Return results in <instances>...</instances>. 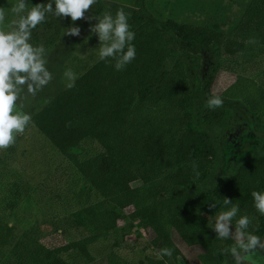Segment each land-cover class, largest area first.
I'll return each mask as SVG.
<instances>
[{"label":"trees","instance_id":"1","mask_svg":"<svg viewBox=\"0 0 264 264\" xmlns=\"http://www.w3.org/2000/svg\"><path fill=\"white\" fill-rule=\"evenodd\" d=\"M118 9L114 5L110 12ZM105 12L99 1L96 16ZM128 22L135 32L136 58L124 70L116 71L114 62L97 60L71 82L74 87L61 89L32 115L35 129L70 162L99 201L64 219L68 228H81L88 232L86 236L49 251L34 243L22 264H71L62 256L69 251L93 264L89 247L117 234L118 223L126 219L140 224L151 254L161 264H191L180 249L182 244L200 250L198 264H221V240L208 227L205 199L216 204L217 212L224 207V197L239 205L238 215L256 212L251 193L264 188V158L242 162L232 176L206 194L199 185L205 182L216 154L205 128L220 125L230 111L247 121L253 115L264 122V87L236 74L221 93L223 106L207 108L210 93L198 103L203 82L196 74L192 86L183 58L195 45L215 47L227 57H237L247 48L264 55V0H249L232 34L160 21L146 9L144 0H135ZM253 38L256 43H248ZM241 102L248 112L240 110ZM87 141L101 152L87 159L71 155ZM194 162L199 176L193 171ZM165 247L173 250L172 257L157 255ZM115 257L109 254L106 263L124 264Z\"/></svg>","mask_w":264,"mask_h":264},{"label":"rangeland","instance_id":"2","mask_svg":"<svg viewBox=\"0 0 264 264\" xmlns=\"http://www.w3.org/2000/svg\"><path fill=\"white\" fill-rule=\"evenodd\" d=\"M110 12L114 5L123 8L129 17L135 10V0H99ZM146 9L160 21H173L179 25L209 27L225 34H232L241 21L249 0H144ZM47 0H27L31 7ZM16 0H0V6L10 9ZM96 5L86 16H96ZM111 13V12H110ZM113 16L115 14L111 13ZM13 19L12 14L6 22ZM98 21L92 20L94 25ZM72 26L71 19L58 20L49 17L48 21L33 30L32 43L43 44L47 49V67L54 78L35 97L24 100V111L33 115L70 81L64 73L71 70L75 77L82 74L98 60V37L92 35L87 20H79L75 26L81 28V35L64 36L65 29ZM183 59L186 62L192 86L196 74L201 83L199 100L221 93L233 82L234 75L250 78L264 87V55L252 54L249 48L237 57L221 55L215 47L195 45ZM169 61L167 69L170 67ZM211 79V83L208 80ZM207 93V94H206ZM199 104L196 106L199 108ZM240 110L248 112L246 105L238 104ZM199 110V109H198ZM197 110V111H198ZM196 111V117H197ZM199 113V112H198ZM200 114V113H199ZM249 121L239 112L230 111L220 125H209L205 129L215 147L216 154L211 160L210 169L200 191L206 194L217 184L232 176L244 161L264 158V122L248 115ZM245 140H251L248 143ZM229 150V152H228ZM230 150L232 154L230 153ZM101 152L92 142H83L71 155L77 159H87ZM264 192V188L261 190ZM210 199L204 201L206 217L214 218L217 211L210 208ZM99 201L97 194L83 180L69 161L30 125L23 137L17 139L14 147L0 152V262L1 264H22L27 251L34 243L43 244L47 250L63 246L68 242L86 236L81 228H68L64 219L71 212ZM248 215L252 224L248 231L264 240V216L257 211ZM214 223V221H213ZM235 222H233L234 224ZM235 231V226H231ZM117 243V244H115ZM232 240H221V264H233L230 252ZM180 249L191 264H198V248ZM95 262L107 264L105 258L116 254L124 264H161L152 255L144 231L137 222L128 219L118 223V233L99 239L89 247ZM71 264H89L78 252L69 251L63 255ZM247 264H264V250L249 254ZM115 257V258H116ZM181 262V258H178Z\"/></svg>","mask_w":264,"mask_h":264},{"label":"clouds","instance_id":"3","mask_svg":"<svg viewBox=\"0 0 264 264\" xmlns=\"http://www.w3.org/2000/svg\"><path fill=\"white\" fill-rule=\"evenodd\" d=\"M99 0H47L46 3H36L29 7L27 0H16L10 9L0 6V152L14 147L17 139L23 137L26 130L33 124L32 115L24 111V100L28 96L35 97L54 78L47 67V49L43 44L32 43L33 30L48 21L49 17L71 19L72 26L65 29L64 36L81 35V28L76 25L79 20L89 22L92 35L98 37V61L111 63L116 71H122L136 58L135 32L131 29L128 16L123 8L113 16L105 12L102 16H86ZM10 13L13 19L6 22ZM92 20L98 21L94 25ZM248 43H256L250 39ZM64 75L75 80V75L68 70ZM68 88L74 87L69 83ZM223 106V100L218 94H213L206 101L205 107L218 108ZM198 165L193 163V171L199 176ZM253 205L255 210L264 216V192L253 190ZM223 209L214 218L208 217V227L216 233L217 240H232L230 248L223 249L225 254H231L233 264H247L249 254L264 250V240L248 231L252 220L248 215H238L240 208L233 204L230 198L224 197ZM230 206V207H229ZM211 204L210 208H215ZM214 221V223H213ZM233 222H235L233 224ZM235 226L232 231L231 226ZM158 256L172 257L173 250L162 248Z\"/></svg>","mask_w":264,"mask_h":264}]
</instances>
